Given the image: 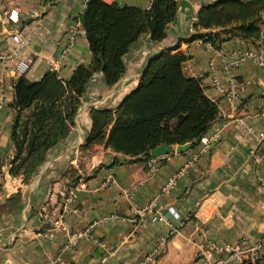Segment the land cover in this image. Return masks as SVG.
<instances>
[{"label":"crops","instance_id":"crops-1","mask_svg":"<svg viewBox=\"0 0 264 264\" xmlns=\"http://www.w3.org/2000/svg\"><path fill=\"white\" fill-rule=\"evenodd\" d=\"M102 1L140 9L149 6V0ZM84 2L0 0V205L17 191L21 198L16 210L0 212V264H100L102 257V264H200L208 246L256 240L264 230V143L257 140V133L264 132V66L252 59L227 69L223 64L245 50L264 51V37H230L216 47L190 40L204 0H175L176 13L166 25L165 37L152 42L142 33L122 56L125 70L113 85H105L101 74L93 73L69 132L48 149L29 181L24 184L9 174L10 103L17 77L9 33H19L24 38L22 52L32 56L26 79L37 81L51 62L57 76L67 80L77 65L90 61L78 21ZM10 8L18 9L15 23L6 19ZM32 11L39 12V18ZM163 49L186 55L184 75L199 78L205 95L215 102L217 115L205 134L216 132L217 140L207 151H200L195 142L185 151L165 154L153 171L145 159L120 155L103 142L82 149L90 128L89 108L113 110L136 86L147 59ZM230 79L242 84L233 108L224 97ZM69 168L78 176L74 182L66 175ZM177 172L174 184L158 195L155 210L161 219L151 220L149 213L136 216L133 208L146 205ZM107 176L114 182L100 186ZM70 190L73 196L68 210L61 213L62 225L48 237L37 212L45 207L60 212L61 199ZM95 220L101 221L88 236L66 246L70 234ZM150 252L154 256L147 259ZM260 252L264 255V243Z\"/></svg>","mask_w":264,"mask_h":264},{"label":"trees","instance_id":"trees-1","mask_svg":"<svg viewBox=\"0 0 264 264\" xmlns=\"http://www.w3.org/2000/svg\"><path fill=\"white\" fill-rule=\"evenodd\" d=\"M204 1L190 40L201 39L216 47L230 37H259L264 0ZM175 13V0H149L146 9L85 0L78 21L90 52L89 63L77 65L67 80L47 70L37 81L17 75L12 82L9 174L27 183L48 149L69 132L91 75L100 73L107 86L116 83L124 73L122 56L129 46L142 33L160 42ZM185 60L186 55L171 49L151 55L136 86L113 110L89 108L90 128L81 148L103 142L113 152L146 161L149 150L158 144L197 142L215 119L217 107L205 95L199 78L184 75ZM66 175L69 182L78 178L73 168ZM20 203L17 191L0 205V212L16 210ZM253 264H264V255Z\"/></svg>","mask_w":264,"mask_h":264},{"label":"built area","instance_id":"built-area-1","mask_svg":"<svg viewBox=\"0 0 264 264\" xmlns=\"http://www.w3.org/2000/svg\"><path fill=\"white\" fill-rule=\"evenodd\" d=\"M45 4H49L52 0H42ZM31 15L34 18H39L40 13L37 11H32ZM7 21L15 23L18 20V9L10 8L6 13ZM9 40L12 44V55L15 57L13 69L17 75H24L32 65V56L27 53H23L24 47V38L19 35L17 32L9 33ZM264 37V29L259 35V39ZM245 59H252L257 62L260 66H264V51L262 49L254 50H245L240 53L239 56L230 60L228 63L223 64L224 69H227L230 66H237L240 62ZM48 70L56 72L57 67L54 63H48ZM213 85L217 86V81L215 77H212ZM242 84L236 82L234 79H230L229 87L224 93V97L229 101L230 106L233 108L234 99L236 98L239 89ZM238 123L243 125L242 120L238 119ZM218 134L216 132L211 135L203 134L199 137L197 143L200 151H207L211 145L217 140ZM257 140L264 143V132L257 133ZM165 155H156L150 156L146 161L145 165L149 171L155 169L156 164L164 157ZM179 175V172L169 176L165 183L160 187L159 193L152 197L148 203L140 208H133L136 216L142 217L144 214L149 213L151 215V220H159L161 216L157 209L155 210L157 198L160 193L166 192L175 182L176 177ZM114 180L111 176H107L100 186H106L113 183ZM65 195V194H64ZM61 199L60 202V212L55 209H51V212H48L45 208H41L37 212V216L40 218L42 224L45 226L44 234L46 236H51V230L58 228L62 225V212L68 210V201L73 196L72 190L68 191L67 194ZM113 217L123 219L122 217L113 215ZM101 220H95L91 222L83 230L76 231L69 235L66 246H72L76 239L79 237L88 236V232L91 227L97 224ZM264 243V230L261 232L260 236L252 241L250 244H246L244 239L239 240L235 244L225 245L223 247L208 246L206 253L203 255L200 264H253L255 261L259 260L261 257V248ZM99 246H103L98 242ZM154 256V252H150L146 255L147 259H151ZM57 260V259H56ZM104 261V257L100 259V264ZM138 264H145L140 262Z\"/></svg>","mask_w":264,"mask_h":264},{"label":"water","instance_id":"water-1","mask_svg":"<svg viewBox=\"0 0 264 264\" xmlns=\"http://www.w3.org/2000/svg\"><path fill=\"white\" fill-rule=\"evenodd\" d=\"M193 141L185 142L183 144H176L174 146L170 144H158L151 148L148 152L149 156L165 155L172 152H182L192 145Z\"/></svg>","mask_w":264,"mask_h":264}]
</instances>
